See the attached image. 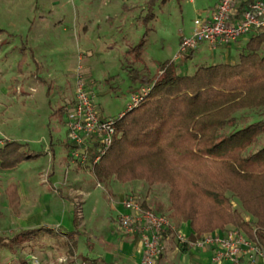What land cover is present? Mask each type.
I'll return each mask as SVG.
<instances>
[{"label":"trees","instance_id":"1","mask_svg":"<svg viewBox=\"0 0 264 264\" xmlns=\"http://www.w3.org/2000/svg\"><path fill=\"white\" fill-rule=\"evenodd\" d=\"M145 41L146 33L125 54L139 61ZM263 46L264 33H259L248 40L237 63L201 65L193 74H179L173 61L163 62L153 78L131 67L132 79L149 91L114 118L111 145L99 161L86 166L97 183L164 185L168 216L175 225L189 224V240L235 228L264 252V118L238 125L244 120L240 114L264 110ZM72 146L68 142L67 150ZM36 156L27 144L4 140L0 169L17 168ZM5 192L17 213V183L10 182ZM142 206L148 207L144 201ZM72 223L74 229L62 233L66 241L77 232L76 214ZM45 229L19 230L8 242L0 237V247H22Z\"/></svg>","mask_w":264,"mask_h":264},{"label":"rangeland","instance_id":"2","mask_svg":"<svg viewBox=\"0 0 264 264\" xmlns=\"http://www.w3.org/2000/svg\"><path fill=\"white\" fill-rule=\"evenodd\" d=\"M123 2L110 0V11L117 16L121 24L117 23L110 27L111 20L101 16L102 27L93 29L89 34V38L92 39V50L78 49L74 34L71 31L67 33L70 45L65 50H61V54L60 50L52 51L47 57L50 74L43 75L44 77L38 82L36 79H30V84L37 88L36 91L30 92L31 96L20 95L18 92V100L15 103L13 98L15 89L11 88L4 93L0 91V140H11L13 137L25 140L20 143L27 144L29 150L38 155L26 160L15 169H0V237L8 242L9 238L19 230L47 228L43 231L44 234L37 235L31 241L27 240L22 247L1 246L0 264H27L30 256L35 257L39 264H76L77 261L73 257L77 248L82 258L96 259L87 248L88 244L95 243L90 239L96 238L92 235L94 230L91 231L84 223V218H87L91 212L95 201L93 198L84 201L78 187L79 179H82L84 185L86 184L85 187H91L94 178L88 168L77 165L67 156L68 139L64 111L72 98L69 90L74 83L76 69L81 65L101 114L104 117L117 118L126 110L132 94L139 93L142 88L140 80L132 79L134 73L130 68L145 71L149 78H153L160 72V65L163 62L176 63L174 57L179 51L178 34L189 36L194 27V20L205 16L200 10H207L214 0H193V2L184 0L180 3L176 0H166L163 3L161 0H142L137 3L139 6L128 12L123 9ZM78 3L79 0H48L46 3L42 0H0V28L10 32L11 23L16 19L13 17L22 12L38 13L41 7L44 10H52L54 14L49 19H55L56 13L61 9L68 13L75 11ZM141 11L143 17L136 22L135 16H139ZM150 12L152 16L149 15L148 19L144 20ZM24 25L19 24L18 32H24L22 28ZM59 31L61 29L57 30ZM144 33H146V41L142 59L134 62L132 55L125 54L124 42L128 47L134 46L140 42ZM54 38L61 43L62 37L59 34H54ZM6 39L8 36L5 41ZM14 41L21 48V41L19 39ZM19 48L7 49L1 54V59L7 60L18 55L20 58L22 50ZM206 51L209 52L210 49L205 47L204 53ZM19 60L7 64L0 73L8 75L11 72L10 67L16 70L24 63H29L28 66L35 70V52L27 51L22 63ZM206 64L209 63L199 58L188 63L191 69ZM64 65H68L69 73L56 74L55 70L59 71ZM190 68H187L189 74ZM7 79L8 77L0 76V87L11 86L10 83L9 85L6 83ZM23 91L29 92L26 86ZM66 99L69 100L68 103ZM259 118H264V110L242 113L239 115L241 122L238 125ZM10 182H15L18 186L17 213L9 207L6 197L5 186ZM115 183L117 188L123 186L126 187L125 190L136 193L140 200L143 199L146 205L151 206L147 208L169 218V212H166L165 207V204L169 205L166 186H148L141 181ZM116 185L113 186L114 189H117ZM96 190L95 193L99 195L100 187ZM102 191L101 195L109 196L106 189ZM77 199L85 202L82 203V217L76 215L77 232L66 241L62 234L58 237L57 231L58 228L68 231L74 229L72 215L75 214L74 204ZM232 202L234 207L239 209L236 199L233 198ZM107 203L110 202L107 200ZM117 231L116 235H118Z\"/></svg>","mask_w":264,"mask_h":264},{"label":"crops","instance_id":"3","mask_svg":"<svg viewBox=\"0 0 264 264\" xmlns=\"http://www.w3.org/2000/svg\"><path fill=\"white\" fill-rule=\"evenodd\" d=\"M28 1V0H26ZM48 0H42V2L46 3ZM124 1L122 7L124 10L131 11L135 6H139L138 2L142 0H122ZM193 2V0H189ZM219 0H214L212 6L208 7L207 10H200L201 13H205V16H209L210 13L214 10L216 4ZM246 1V0H241ZM110 0H79L77 5V9L72 13H68L65 10H60L56 13L55 19H49V17L54 14L52 10L41 9L38 13L33 11L30 12H22L20 15H16L13 18H16L11 24L12 28L9 32L4 28H0V35L2 38L0 39V72H3V69L6 68L7 64H13V62H17V60L21 59V57L26 56V52H35V70L32 67L28 66L29 63H24L27 66L19 65V68L16 70L13 67H10V71L8 75H2L1 77H8L7 82L8 85L10 83L11 86L0 87V91L3 93L11 90V88L15 91L13 98L15 103L18 100L17 94L19 92L20 95L31 96V91H36L37 88L30 84V79H36V82L40 80L43 75H48L49 73V65L47 57L52 53V51L65 50L68 45H70V38L67 33L70 31L74 34L75 44L78 49L81 50H92V39L89 38V34L93 29H100L102 27L101 16H104L106 20H111L109 25L110 27L121 24V22L117 20V16L113 15L109 8ZM41 6V5H40ZM118 9V7H117ZM204 16V17H205ZM143 17L142 11L139 16H135L136 22ZM22 18V19H21ZM116 20H115V19ZM21 19V20H19ZM29 19V20H28ZM113 19V21H112ZM115 22V23H114ZM114 23V24H113ZM19 24H25L22 28L24 32H18ZM61 29V31L57 32V30ZM259 33H264V29L260 32H255L246 36H243L237 39L234 42H230L227 44H219L216 47H211L206 43L199 44L195 49L189 52V54L181 57L177 60V72L179 74H189L187 68H190L188 63L192 62L195 58H199L205 63H209L206 65L216 64V63H226L233 64L239 61L240 55L245 52L246 45L248 40ZM54 34H59L62 39L61 43L56 41L54 38ZM5 41V38H7ZM179 37L183 36L182 33L178 34ZM14 39H19L21 41V48L19 45L15 43ZM4 40V41H3ZM56 43H55V41ZM207 47L210 49L209 52L204 53V48ZM21 49L20 58L18 56H14L12 58H3L1 59V54L7 49ZM129 47L124 42V52ZM262 52H264V46L262 47ZM64 53V52H63ZM62 53V54H63ZM189 55V56H188ZM37 59V60H36ZM66 60V58H63ZM79 59V58H78ZM78 61V60H77ZM198 66H194L191 69V73L193 74ZM68 65H64L62 69L59 71L56 69L55 73H69ZM61 73V74H62ZM2 79V78H1ZM75 79V78H74ZM66 82V79H64ZM27 87L29 92H24L23 88ZM73 99L74 94V83L69 90ZM70 99V101H71ZM67 103L69 102L66 99ZM128 105V104H127ZM67 108V105L65 109ZM17 137H13L14 141L17 142H25V140L16 139ZM27 142V141H26ZM3 143L0 140V145ZM77 165H79L77 163ZM80 166V165H79ZM83 167V166H81ZM15 169V168H14ZM91 175V174H90ZM91 177V176H90ZM115 180H110L105 183H97L94 179L93 185L90 187H85L82 179L78 180V187L83 195L84 201L89 198L94 199V205L91 209V212L84 218L85 226L91 229L94 233L93 237L90 238L95 243L88 244V251L96 258L95 260L91 258L84 259L81 257V254L78 252V248L74 254V259L77 261L76 264H138L141 258L140 255V242L137 236L127 235L120 231V229L116 226V219L120 213L123 212V207L121 205V200L123 197L127 195L137 196L136 193L129 192L125 190L126 187H120L115 183ZM98 185V186H96ZM102 185V186H101ZM114 189L113 186H115ZM100 187L101 192L96 194V188ZM6 188V186H5ZM107 191L109 196H103L102 190ZM106 193V192H105ZM114 196V197H113ZM108 202L110 203H107ZM143 202V199H142ZM85 203V202H84ZM83 203V204H84ZM146 203V202H145ZM147 204V203H146ZM155 205V204H154ZM149 206V205H148ZM168 203L165 204L166 212ZM151 207V206H149ZM156 207H160V205H156ZM154 206V209H156ZM153 208V205H152ZM73 219V215H72ZM59 225V224H57ZM73 225V223H72ZM175 225V224H174ZM176 228L181 230L184 234L189 236L191 234V230L189 224L187 222H178ZM58 233L62 234L63 232H68V230H60L58 228ZM73 230V229H72ZM118 235H116V231ZM97 239V241L95 240ZM89 243V241H88ZM155 264H213L211 261V252L209 250H200L194 247H181L178 245L173 233L168 232L165 234L163 239V246L161 253ZM229 264V263H223ZM258 264H264V259H260Z\"/></svg>","mask_w":264,"mask_h":264},{"label":"built area","instance_id":"4","mask_svg":"<svg viewBox=\"0 0 264 264\" xmlns=\"http://www.w3.org/2000/svg\"><path fill=\"white\" fill-rule=\"evenodd\" d=\"M247 1V0H246ZM241 0H219L209 16L194 20L189 36H181L179 51L174 61L189 54L199 44L211 47L227 44L264 29V0H250L241 5ZM149 91L143 87L132 94L127 109L136 106ZM66 108L65 126L68 142V158L80 166L94 164L105 154L115 135V119L104 117L94 101V93L78 65L74 80L73 99ZM83 200H76L75 214L82 217ZM123 212L116 219V226L127 235L137 236L140 242L138 264H155L168 232L173 233L181 247H194L211 252L213 264H258L264 252L242 231L230 228L224 232L208 233L196 240L177 229L164 214L142 206V200L127 195L121 200ZM27 264H39L30 256Z\"/></svg>","mask_w":264,"mask_h":264}]
</instances>
